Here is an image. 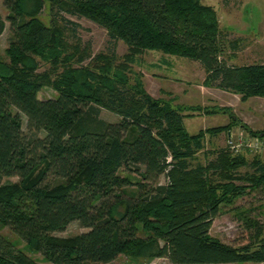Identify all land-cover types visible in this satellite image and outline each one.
Segmentation results:
<instances>
[{
    "label": "trees",
    "instance_id": "16d2710c",
    "mask_svg": "<svg viewBox=\"0 0 264 264\" xmlns=\"http://www.w3.org/2000/svg\"><path fill=\"white\" fill-rule=\"evenodd\" d=\"M46 3L48 24L37 16ZM3 5L11 34L0 56V226L52 264H108L119 255L174 264L264 263V225L248 210L238 212L249 230L245 243L231 245L209 233L223 205L264 190V161L226 148L203 164L196 161L204 134L228 127L190 134L183 108L152 98L139 77L130 81L127 74L133 54L157 50L197 60L210 84L241 100L264 97V63L220 61L211 8L198 0ZM65 14L85 17L122 40L125 60L115 62L112 52L88 58L89 47L78 44V23ZM43 87L56 95L41 98ZM101 107L118 120H101ZM239 127L254 137L264 132ZM242 167L250 171L241 173ZM49 175L57 180L53 185L44 183ZM10 176L18 180L1 182ZM72 221L87 231L52 235ZM0 264L38 263L0 234Z\"/></svg>",
    "mask_w": 264,
    "mask_h": 264
},
{
    "label": "rangeland",
    "instance_id": "374dc122",
    "mask_svg": "<svg viewBox=\"0 0 264 264\" xmlns=\"http://www.w3.org/2000/svg\"><path fill=\"white\" fill-rule=\"evenodd\" d=\"M199 4L208 6L214 12L218 25V41L220 52L218 57L225 65H249L264 63V0H198ZM8 10L0 0V14L3 30L0 33V56L5 58L4 49L8 45L10 25L6 20ZM45 24L49 22L48 3L37 15ZM67 19L78 23L76 30L80 38L79 47L88 46L90 57L99 53H111L115 62L125 60L128 47L122 40H112L106 30L97 23L85 17L65 14ZM128 62L127 74L130 81L139 77L142 86L152 98L171 101L170 105L183 108L186 117L183 120L185 129L190 134L200 130L215 127H228L217 134H204V149L197 152L196 161L205 163L213 159L215 152L227 148V137L231 132L234 135H247L245 128L252 131H264V97L252 96L241 100L238 93L221 90L207 80V71L197 60L188 57L168 55L157 50H144L131 56ZM88 63V59L83 64ZM135 82V81H134ZM41 98H51L56 95L51 87H43L39 93ZM185 108V109H184ZM23 129L25 117L21 115ZM101 120L116 122L118 115L101 107ZM236 121L237 124H234ZM43 134L40 133V136ZM232 155H243L247 159L260 158L264 161V153L250 152L240 147L236 150H227ZM195 162V160H194ZM241 173L250 171L249 167L239 169ZM121 175L128 173L118 168ZM161 176L159 182L165 179ZM16 176L2 177V183L16 182ZM57 180L49 175L45 184L53 185ZM129 189V188H125ZM129 195V193H126ZM124 197V196H123ZM246 212L249 217L264 225V190L250 191L248 194L235 200L231 206H222L221 212L213 220L209 233L211 236L231 245L245 243L249 230L244 225V217L238 212ZM87 229L76 221L70 222L62 231L53 232L55 237H71ZM0 234L16 249L26 252L38 264H52L40 253L26 249L23 239L9 228L0 226ZM174 264L167 258H153L151 260L131 259L126 255H119L108 264ZM107 264V263H105ZM227 264H264V263H227Z\"/></svg>",
    "mask_w": 264,
    "mask_h": 264
},
{
    "label": "built area",
    "instance_id": "2783aa9c",
    "mask_svg": "<svg viewBox=\"0 0 264 264\" xmlns=\"http://www.w3.org/2000/svg\"><path fill=\"white\" fill-rule=\"evenodd\" d=\"M227 139V148L232 151L236 150L240 147L246 149L250 152H256L259 154L264 153V138L262 137H254L249 134L243 135L239 133V135H234L233 133H229Z\"/></svg>",
    "mask_w": 264,
    "mask_h": 264
},
{
    "label": "water",
    "instance_id": "95a60500",
    "mask_svg": "<svg viewBox=\"0 0 264 264\" xmlns=\"http://www.w3.org/2000/svg\"><path fill=\"white\" fill-rule=\"evenodd\" d=\"M262 136H263V138H264V132L262 133Z\"/></svg>",
    "mask_w": 264,
    "mask_h": 264
},
{
    "label": "crops",
    "instance_id": "0c3cea01",
    "mask_svg": "<svg viewBox=\"0 0 264 264\" xmlns=\"http://www.w3.org/2000/svg\"><path fill=\"white\" fill-rule=\"evenodd\" d=\"M264 129V128H263Z\"/></svg>",
    "mask_w": 264,
    "mask_h": 264
}]
</instances>
